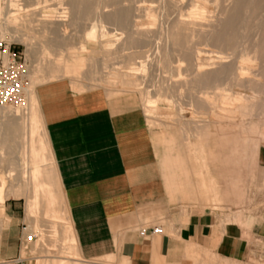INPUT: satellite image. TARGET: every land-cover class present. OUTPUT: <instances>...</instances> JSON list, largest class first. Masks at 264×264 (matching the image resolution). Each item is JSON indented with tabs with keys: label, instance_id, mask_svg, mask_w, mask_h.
<instances>
[{
	"label": "rangeland",
	"instance_id": "obj_1",
	"mask_svg": "<svg viewBox=\"0 0 264 264\" xmlns=\"http://www.w3.org/2000/svg\"><path fill=\"white\" fill-rule=\"evenodd\" d=\"M4 17L16 27L3 44L23 54L28 86L19 105L0 109V179L21 193L0 191V264H111L75 259L45 122L39 107L38 127L36 101L29 108L49 83L136 110L158 171L168 162L169 200L180 211L255 209L264 195V0H0V26ZM44 174L53 207L39 197L28 221L30 181ZM253 244L245 261L201 264H264V244Z\"/></svg>",
	"mask_w": 264,
	"mask_h": 264
},
{
	"label": "crops",
	"instance_id": "obj_2",
	"mask_svg": "<svg viewBox=\"0 0 264 264\" xmlns=\"http://www.w3.org/2000/svg\"><path fill=\"white\" fill-rule=\"evenodd\" d=\"M34 97L38 127L39 107L45 122L76 260L201 264L208 256L242 262L254 242L264 244V195L254 200L255 209L241 204L225 213L200 206L180 211L170 204L168 162L166 172L158 171L152 133L139 122L136 110L121 111L102 92L77 93L64 83H49ZM262 169L264 185V164ZM44 175L35 177L37 183L27 192L28 221L39 211V197L43 206L53 207ZM0 180V191L8 188L7 197L21 198ZM156 227L160 234L151 232Z\"/></svg>",
	"mask_w": 264,
	"mask_h": 264
},
{
	"label": "built area",
	"instance_id": "obj_3",
	"mask_svg": "<svg viewBox=\"0 0 264 264\" xmlns=\"http://www.w3.org/2000/svg\"><path fill=\"white\" fill-rule=\"evenodd\" d=\"M23 54L15 46L4 45L0 42V108L19 105L28 86ZM160 234L161 229L156 227L151 231ZM34 236H28L30 242Z\"/></svg>",
	"mask_w": 264,
	"mask_h": 264
},
{
	"label": "bare ground",
	"instance_id": "obj_4",
	"mask_svg": "<svg viewBox=\"0 0 264 264\" xmlns=\"http://www.w3.org/2000/svg\"><path fill=\"white\" fill-rule=\"evenodd\" d=\"M237 3L239 4L240 3V0H237ZM75 7V6H74ZM188 19V18H187ZM230 19H231V17H230ZM229 22H231V20L229 21ZM4 24L2 25V26H0V40H2V41H0V42H3V40H4V36H5V34L8 32L9 33V31H12V30H14L15 29V24L14 23H12V22H10V21H6V18L4 17V22H3ZM179 26L178 27H181V25H183V26H185V25H195V23H193V22H188V21H184V20H179V24H178ZM225 35H227V34H225ZM17 40H19L20 42H22L23 44H25V41H26V39L25 40H22V39H17ZM230 41H231V39H230V36L229 35H227L226 37H224V35H223V38H221V40H219L218 41V43L220 44V45H222V46H228V44H230ZM27 44V43H26ZM25 44V45H26ZM181 52L183 53V54H186L185 53V51L184 50H182L181 49ZM243 68V67H242ZM37 71V70H36ZM193 72H194V70H192ZM197 72V71H196ZM205 74H209L211 71H203ZM34 80V79H33ZM43 81V80H42ZM90 81V80H89ZM242 81V80H241ZM207 89H209V88H207ZM202 94H205V93H202ZM26 95H27V90H26ZM27 99H28V97H27ZM26 99V100H27ZM30 110L32 109V104H33V102L35 101V97H34V95H31V98H30ZM250 101V100H249ZM257 101H259V100H257ZM254 103V102H253ZM28 104V103H27ZM205 106H207L206 104H205ZM203 107V106H202ZM215 107V106H214ZM0 109H12L11 107H6V108H0ZM199 112V111H198ZM1 117V116H0ZM218 126H219V124H218ZM233 126V125H232ZM199 128V130H201V129H203L204 128V125L202 126V127H198ZM15 129V128H14ZM245 133V132H244ZM256 136V135H255ZM32 156L33 157H36V152L35 153H33L32 154ZM247 156V155H246ZM251 156V155H250ZM35 183H37V179L35 178V177H33L32 178V181H30V184L32 185V186H34V184ZM32 186H30V187H32Z\"/></svg>",
	"mask_w": 264,
	"mask_h": 264
}]
</instances>
